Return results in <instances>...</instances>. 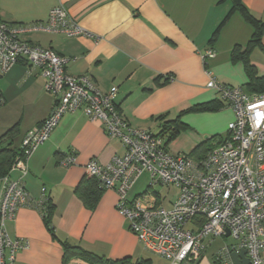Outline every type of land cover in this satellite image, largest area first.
<instances>
[{"label":"crops","instance_id":"1","mask_svg":"<svg viewBox=\"0 0 264 264\" xmlns=\"http://www.w3.org/2000/svg\"><path fill=\"white\" fill-rule=\"evenodd\" d=\"M241 1L264 23V0ZM60 4L97 39L45 32L22 33L19 38L70 58L65 71L87 75L99 90L115 87L114 102L132 127L157 133L161 121L178 117L186 128L166 144L171 153H190L204 140L215 135L222 139L227 134L234 115L217 91L206 86L205 68L224 85L239 87L247 95L259 94L247 89L244 65L231 57L234 47H243L250 39L251 25L235 12L209 43L213 30L230 10L231 0H0V21L43 22L49 10ZM209 47L215 55L204 63L201 55ZM263 56L258 46L249 56L257 77L264 76ZM28 68L20 58L0 78V138L14 128L10 141L2 138L1 146L8 142L20 146L24 133L40 125L52 109L53 97L43 90L39 70ZM217 99L223 105L215 110L182 112ZM72 153L75 163L62 164L64 155ZM122 153L120 141L107 136L99 121H90L81 111L61 116L48 138L30 154L22 177L34 202L44 188L52 207L50 225L42 209L33 204L16 210L14 218L5 223L6 232L11 238H25L27 247L16 252L13 264H63L61 241L111 261L141 258L138 240L115 209L116 192L103 189L95 204L87 206L75 190L80 185V194L87 197L86 187H91V177L84 169L87 161L94 158L106 163ZM18 175L17 170L11 173L12 177ZM147 183L148 175L144 189L131 194L132 187L127 197L143 193ZM216 250L209 257L204 253L200 264H212ZM66 264L91 263L74 257Z\"/></svg>","mask_w":264,"mask_h":264},{"label":"built area","instance_id":"2","mask_svg":"<svg viewBox=\"0 0 264 264\" xmlns=\"http://www.w3.org/2000/svg\"><path fill=\"white\" fill-rule=\"evenodd\" d=\"M27 32L62 34L67 37L97 36L69 16L64 5L52 7L43 22L18 24L0 21V78L20 58L28 69L37 68L43 90L53 97L50 113L40 125L28 129L22 139L23 156L0 178V264H13L16 252L27 247L23 237L11 238L5 223L21 206L33 204L45 212L47 197L41 188L38 201L31 200L22 177L26 161L69 111H81L90 121H99L110 138L123 147L106 163L92 158L84 165L87 176L100 188L117 193L115 209L128 221V229L144 249L169 264H200L211 242L230 238L212 256V264H233L230 253L245 249L248 264H264V92L247 95L239 87L224 85L205 68L206 86L233 112L227 134L201 158L171 153L164 136L146 128L132 127L114 102L117 89L99 90L87 75H70L65 67L70 58L49 48L22 41ZM215 55L211 47L201 55L205 61ZM1 102V92H0ZM76 156L66 154L64 165ZM17 170L19 175L12 177ZM148 175L145 191L129 199L136 180ZM174 188L165 205L155 187ZM229 234L226 235V231Z\"/></svg>","mask_w":264,"mask_h":264},{"label":"trees","instance_id":"3","mask_svg":"<svg viewBox=\"0 0 264 264\" xmlns=\"http://www.w3.org/2000/svg\"><path fill=\"white\" fill-rule=\"evenodd\" d=\"M231 1H232V6L230 10L226 13V15L222 18V20L213 30L209 38V43L212 44L215 41V39L217 38L219 34L220 29L225 24V22L228 20V18L233 13L238 12L244 18V20L251 25L253 31H252L250 39L245 44V46L243 47L236 46L233 48L231 52V57L233 61H237V60L242 61L246 75L248 77L247 89L249 91L256 92V93H263L264 92V76L257 77L255 68L250 63L249 56H250L252 49L256 46L260 47L264 51V46L262 45V32L264 28V23L261 22L259 19H257L255 16H253L251 12L248 10V8L242 3L241 0H231ZM222 105H223V102L217 99L211 102L194 105L188 109L183 110L182 112L184 113L187 111L215 110L221 107ZM158 127H159V130L157 133L165 137L164 138L165 145L168 144L171 140H173L181 132V130H184L186 128L185 125L179 120L178 117L174 119H165L158 124ZM13 132H14V128L11 127L9 130L6 131L5 135L0 138V140L5 137L10 141ZM214 139L217 140L216 142H221L224 138L220 139V137L216 135L212 136L204 140L200 144H198L190 153H187V154L195 159L201 158L208 150H210L213 147ZM21 156H23V149L21 147V142H20V146H17V147L12 146L11 142H8L7 144L3 146L0 145V178L3 175L8 173L11 165L16 161L18 157H21ZM88 181H90L88 184L91 183V187L89 185L88 187H86L87 189L86 198H84L80 194L81 192L80 185H78L75 190L87 206H93L96 202L97 196L99 195V193H101L103 188H100L98 186L94 178H91ZM43 213H44V220L49 226L50 217L52 213V207L49 204L48 198H47L46 209H45V212ZM61 243L63 245V250H64V254L62 258L63 264H66L69 259L74 258V257L81 258L91 264H110V262H112V264H149L148 259L146 258H139L135 260H132L130 258H123L120 260L111 261L104 256L91 253L81 248L80 246L71 244L67 241H61Z\"/></svg>","mask_w":264,"mask_h":264},{"label":"rangeland","instance_id":"4","mask_svg":"<svg viewBox=\"0 0 264 264\" xmlns=\"http://www.w3.org/2000/svg\"><path fill=\"white\" fill-rule=\"evenodd\" d=\"M255 51L256 52L258 51L257 53H260L259 50H255ZM259 57H262V56H259ZM146 179H147V173H144L143 175H141L139 177V179L136 181L135 185L133 186V188L131 190V194L132 193L139 192V191H142L144 189ZM109 190H112V189H109ZM155 190L156 191H159L162 195H164V200H165L164 203L167 206L168 199H171L173 197L174 188L171 187L170 189H166V188H163V187L156 186L155 187ZM126 223H127V228H128V221L127 220H126ZM131 233L138 240L137 236L133 232H131ZM230 241H231L230 238H226V239L216 238L214 240L213 245L210 248H208V250L205 252V256L206 257H209L210 253L213 252L214 250H216L220 245H222V243H224V242H230ZM137 249H138V253L137 254H139V256H141V258L148 259V263L149 264H169V261L167 259H165L163 257H160V256H158V255H156V254H154V253H152V252L144 249L142 243L139 240L137 242Z\"/></svg>","mask_w":264,"mask_h":264},{"label":"water","instance_id":"5","mask_svg":"<svg viewBox=\"0 0 264 264\" xmlns=\"http://www.w3.org/2000/svg\"><path fill=\"white\" fill-rule=\"evenodd\" d=\"M229 234V231H226V235ZM231 260L233 264H248V258L246 257L245 249H241L238 253L232 251L230 253ZM112 264V262H110Z\"/></svg>","mask_w":264,"mask_h":264}]
</instances>
